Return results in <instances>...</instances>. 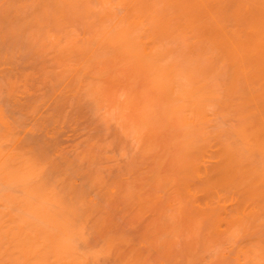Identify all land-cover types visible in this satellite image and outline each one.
Instances as JSON below:
<instances>
[{
  "label": "bare ground",
  "instance_id": "6f19581e",
  "mask_svg": "<svg viewBox=\"0 0 264 264\" xmlns=\"http://www.w3.org/2000/svg\"><path fill=\"white\" fill-rule=\"evenodd\" d=\"M0 264H264V0H0Z\"/></svg>",
  "mask_w": 264,
  "mask_h": 264
}]
</instances>
